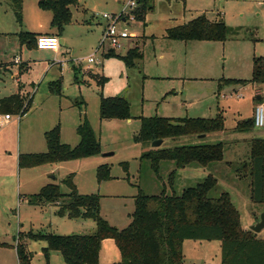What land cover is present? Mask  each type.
<instances>
[{
	"label": "rangeland",
	"instance_id": "1",
	"mask_svg": "<svg viewBox=\"0 0 264 264\" xmlns=\"http://www.w3.org/2000/svg\"><path fill=\"white\" fill-rule=\"evenodd\" d=\"M134 1L136 6L130 9V0H78L71 7L70 24L60 34L64 43L55 54L19 44L17 38L19 31L27 30L36 36L54 29L49 24V13L42 11L35 0H23L19 25L6 0H0V99L16 93L18 84L22 96L33 97L31 109L24 117L18 119L12 115L8 124L0 126V264H17L16 241L28 245L31 264L50 261L57 264L62 259L54 251L46 257L42 252L45 243L29 241L30 231L89 234L77 232L88 230L90 220L60 218L49 209L28 206L23 199L37 193L47 179L51 181L46 182L59 185L64 192L60 178L72 173L82 194H99L96 186L90 185V166L75 162L69 172L64 169L47 176L44 171L48 166L20 169L17 165L19 155L45 152L43 134L57 125L60 141L75 146L79 142L76 127L84 116L100 143L98 159L104 158L102 164H107L110 176L117 178L105 191L100 190L109 196L101 195V200L105 199L100 200V212L106 218L117 219L121 207L127 203L113 196L124 195L122 199H128L139 189L147 195L179 196L183 189L196 186L208 176L216 180L209 196L228 193L242 227L254 224L264 212V205L250 199L249 175L241 166L249 162L252 139L238 137L245 127L235 129L241 119L251 117L253 89L232 83L251 78L253 57H261L264 64V0ZM131 11L137 12V16H132ZM103 14L111 19H103ZM202 14L212 21L221 19L230 29L225 42H180L165 37L167 29ZM111 25L116 26L118 33L128 35L126 39L115 37L118 47L112 45L106 34ZM110 52L113 55L106 57ZM133 53H140L141 58L128 66L123 57ZM14 60H19L25 68L14 66L18 65L17 61L13 65ZM55 81L61 84L59 94L49 86ZM257 92L263 94L264 88ZM106 97L128 102L130 122L99 119L100 98ZM217 115L226 128H234L238 134L222 142L227 150L223 160L205 167L191 164L175 168L172 162H161L154 173L150 162L141 159L143 153L153 149L149 147L152 142H133L140 127L139 117L175 120L209 119ZM250 130L256 131L254 127ZM195 137L167 139L160 147L211 145L221 140L213 135ZM104 154L107 156L103 157ZM121 163L128 164L127 172ZM233 175L242 181L234 180ZM49 214L51 221L47 220ZM18 233H22L21 238H16ZM257 238L264 240V228ZM183 245L184 264H215L221 255L216 241H185ZM109 246L112 249L113 245ZM113 251L109 260L118 261L116 249Z\"/></svg>",
	"mask_w": 264,
	"mask_h": 264
},
{
	"label": "trees",
	"instance_id": "2",
	"mask_svg": "<svg viewBox=\"0 0 264 264\" xmlns=\"http://www.w3.org/2000/svg\"><path fill=\"white\" fill-rule=\"evenodd\" d=\"M16 22L21 25L23 0H6ZM78 0H39L38 7L51 15L50 26L60 36L63 28L72 20L71 7ZM132 16L137 12L131 11ZM139 16V15H138ZM230 29L222 20H209L204 14L191 21L166 30L165 37L180 42H218L227 40ZM18 39L29 47H36V38L31 33L19 32ZM113 53L106 54V57ZM141 54H127L123 57L128 66L140 59ZM234 84H264V64L261 57H253L251 78L245 81H232ZM51 90L60 93V81L51 83ZM28 104L18 95L0 99V114H24ZM100 120H128L129 104L119 97L100 98ZM139 131L133 138L138 144H150L155 140L176 139L193 135H206L221 132L223 119L183 118L168 119L163 117H139ZM246 132L253 127V119L238 122L235 129ZM79 142L71 147L60 141L58 125L44 132L46 151L41 153L19 155L18 168L29 169L43 165L57 164L98 156L101 147L93 129L86 120L76 127ZM225 145L221 142L211 145L159 147L142 154L141 159L150 162L154 173L159 170L161 162H172L175 168L191 164L207 166L223 160ZM250 178L249 195L254 203L264 205V139H253L250 147L249 162L241 164ZM127 172V163H121ZM237 174V170L233 169ZM173 174V172H172ZM97 183L111 180L107 164L99 165L95 171ZM67 192L60 186L49 183L32 195L24 197L30 207H43L45 204L56 206L57 217L90 220L95 225L91 234L56 235L52 233L30 231L29 241L44 242L42 252L47 257L49 252H58L65 264H101L100 249L104 240H112L119 252L117 264H182L184 241H216L220 244V264H264V240L244 230L239 213L228 193L218 197L209 196L216 180L208 176L194 187L183 189L182 193L166 195H147L140 189L133 197L134 210L129 224L123 229L111 226L100 214L99 194H79L72 174L62 181ZM18 233L16 238H21ZM15 238V241H16ZM15 252L17 264H30L31 254L27 245L16 241Z\"/></svg>",
	"mask_w": 264,
	"mask_h": 264
},
{
	"label": "crops",
	"instance_id": "3",
	"mask_svg": "<svg viewBox=\"0 0 264 264\" xmlns=\"http://www.w3.org/2000/svg\"><path fill=\"white\" fill-rule=\"evenodd\" d=\"M36 2H37V4H38V2H39V0H35ZM22 6H23V2H22ZM8 8V7H7ZM9 9V8H8ZM10 10V9H9ZM11 11V10H10ZM6 12V11H5ZM12 12V11H11ZM45 12V11H44ZM47 13H49V12H47ZM13 14V13H12ZM50 14V13H49ZM205 15V14H204ZM206 16V15H205ZM50 20H51V15H50V19H49V24H50ZM210 20V19H209ZM218 20H221V19H218ZM19 32H23V33H31L33 36H34V33H32V32H29V31H19ZM15 33H17V32H15ZM0 34H2V33H0ZM19 34V33H18ZM41 35H55L56 36V30L55 29H49V31H47V32H45V33H37L36 34V36H35V38L36 37H38V36H41ZM58 38H59V41H60V45H63V40L62 39H60V36H57ZM18 38V37H17ZM18 42H19V44H23V43H21L20 41H19V39H18ZM37 51H49V50H38L36 47H34ZM58 51H59V48H58V50L56 51V52H54V51H49V52H54L55 54H57L58 53ZM15 61H17L18 62V65H14V63H15ZM13 65L14 66H16V67H18V68H21V67H23L24 65H23V63H21L19 60H14L13 61ZM25 67H23V69H24ZM26 68H27V65H26ZM6 71H8V68H6ZM16 74H19V72L18 73H16ZM18 82V81H17ZM56 82V81H55ZM53 83V82H52ZM238 87H249V88H251V90L253 91V101H252V103H251V105H252V107H251V117H249V118H246V119H241L239 122H242V121H245V120H247V119H253V112H254V108H255V106L262 100V98H264V96L262 95V93H258L257 92V89H259V88H264V84H246V85H244V86H242V85H240V84H236ZM49 86H50V88H51V84H49ZM253 86H257L256 88L255 87H253ZM20 84H18V86H17V88H18V90H17V92L16 93H14V94H11V95H18L20 98H21V100H22V102H23V106H25V105H27L28 104V106H29V108H28V110L24 113V114H15L14 116H18L19 118L18 119H20L21 117H24L26 114H27V112L31 109V104H32V99H33V97H29V96H26V97H24V96H22L21 95V90H20ZM255 88V89H254ZM52 89V88H51ZM60 89H61V84H60ZM10 95V96H11ZM7 97H9V96H7ZM3 98H5V97H3ZM2 99V98H1ZM10 116H12V115H10ZM11 121V120H10ZM9 121V122H10ZM8 122V123H9ZM128 122H130L129 120H128ZM233 129L234 128H226L225 126H224V129L221 131V132H217V133H210V134H206V135H204V137H202V138H200L198 135H196V137L195 138H197V139H203V138H205L206 136H208V135H213L214 137H216V138H220L221 140H220V142L222 143V142H224V141H226V140H228V138H229V136H235V135H237L238 133L237 132H235V131H233ZM255 129V128H254ZM240 134V136H238V137H241V138H244V139H264V132H259L258 131V129H256V131H252V130H248V131H246V132H241V133H239ZM77 135V134H76ZM183 138V137H182ZM163 141V143L162 144H164V140H162ZM150 147V146H149ZM226 147V146H225ZM151 148V147H150ZM227 151V150H226ZM232 156L233 157H235L233 154H232ZM98 157L99 156H94V157H90V158H85V159H80V160H74V161H68V162H60V163H57V164H51V165H43V166H39V167H45V166H48V167H45L46 169H45V171H44V174L45 175H49L50 173L51 174H55V173H59V171H62V170H64V169H69V170H67L68 172L70 171V166H71V164H73V163H75V162H85V163H82V164H85V167H88V166H90L91 168H92V180L90 181V185L91 186H93L94 188H95V186H96V188H97V192L100 194V193H102V194H100V196L102 195V196H104L105 198H109V196L107 195V194H105V192L103 193V192H100V190H101V188H103V190L105 191V188H106V186L108 185V184H111L112 182H115L116 180L115 179H117V178H114V177H112V179L111 180H108V181H105V182H102V183H97V181H96V177H95V171H96V168L99 166V165H102V160L104 159V158H102V159H98ZM230 162V161H229ZM233 162H234V158H233ZM229 164H231V162L229 163ZM36 168H38V167H36ZM67 173V172H66ZM72 173V172H71ZM65 175H62L61 176V178H60V180L62 181L65 177H64ZM72 176H73V183H74V185H75V187H76V189H77V191H78V193L79 194H82L79 190H78V183H77V180H76V176L74 175V173H72ZM233 178H234V180H238V181H242V179H238L236 176H234L233 175ZM122 179V178H121ZM123 180H125L124 178H123ZM46 181H51V180H45L43 183H45V184H43V186H45V185H47V184H49L50 182H46ZM250 184V178H249V181H248V183H247V185H249ZM43 186H40L39 188H38V191L40 190V188H42ZM66 189V188H65ZM248 190L250 191V188H249V186H248ZM65 193L67 192V189L64 191ZM82 195H85V194H82ZM136 194L135 193H131L130 194V196H127L128 197V199H122V197H125L124 195H122V196H113L112 198H114L115 200H121V201H123L124 202V200H127L126 202V204H124L122 207H121V210H120V212H119V217L117 218V219H114V220H110L109 218H106L105 216H103V215H101L111 226H113V227H116L117 229H123V228H125L128 224H129V222H130V220H131V215H132V213H133V210H134V200H133V197L135 196ZM105 198H103L102 200H101V202L105 199ZM119 198H121V199H119ZM25 202V201H24ZM132 206H133V208H132ZM34 208H38V209H49L50 211H51V213H53V214H55V212H56V206L54 205V204H50V205H45V206H43V207H34ZM132 209V210H131ZM126 210V211H125ZM100 211H101V207H100ZM100 214H101V212H100ZM51 214H49V217H47V220L48 221H51ZM43 220H44V218H43ZM85 221H87V220H85ZM89 224V223H88ZM87 226H89V228H87L88 230H79V231H85V232H77V233H89V234H91V233H93L94 231H95V225H94V223L91 221V223L89 224V225H87ZM242 226V225H241ZM250 227V226H249ZM249 227H246V226H244V227H242L244 230H248V228ZM44 233H46V232H44ZM48 233V232H47ZM255 234V233H254ZM256 235V237L258 236V233H256L255 234ZM112 242V243H109V242ZM185 242V241H184ZM184 242H183V244H184ZM44 243V242H43ZM182 244V250H183V245ZM109 245H113V247H112V249H111V247L109 246ZM45 246H46V244H45ZM193 246H195V245H193ZM192 246V247H193ZM27 247H28V245H27ZM219 247H220V245H219ZM44 248V247H43ZM110 248V249H109ZM113 248H115L116 249V251H117V256L119 257V252H118V250H117V248H116V246H115V244H114V242L112 241V240H104L103 242H102V244H101V249H100V253H99V257H100V263L101 264H117L118 262H119V259H118V261H110L109 259V256H110V254H114L115 253V251H113ZM194 248V247H193ZM110 250V251H109ZM58 253V252H57ZM220 254H221V252H220ZM49 256V255H48ZM59 256H61L60 254H59ZM52 257V255L50 254V258ZM220 257H221V255L219 256V259H215V261H214V263L215 264H220ZM62 258V257H61ZM30 264H31V262H30ZM49 264H51V261H50V263ZM57 264H65L64 263V261H63V259H59L58 260V262H57ZM182 264H184V254H183V262H182Z\"/></svg>",
	"mask_w": 264,
	"mask_h": 264
},
{
	"label": "built area",
	"instance_id": "4",
	"mask_svg": "<svg viewBox=\"0 0 264 264\" xmlns=\"http://www.w3.org/2000/svg\"><path fill=\"white\" fill-rule=\"evenodd\" d=\"M135 6H136L135 1L130 0V2L128 3V7L130 9H133L135 8ZM102 18L105 20L111 19V17L106 14H103ZM106 34L111 39L112 45L116 47H118L117 43L115 42L116 38L126 39L128 37L126 32L118 33L116 30V26L114 25H111L108 27ZM35 45L38 50H49V51L56 52L59 48L60 41L57 37L40 36L36 38ZM90 62H93V60L90 59ZM262 95L264 96V93ZM10 120H11L10 115L8 114L0 115V126L8 124ZM253 127L255 129H264V100L263 98H262V101H260L254 108Z\"/></svg>",
	"mask_w": 264,
	"mask_h": 264
},
{
	"label": "water",
	"instance_id": "5",
	"mask_svg": "<svg viewBox=\"0 0 264 264\" xmlns=\"http://www.w3.org/2000/svg\"><path fill=\"white\" fill-rule=\"evenodd\" d=\"M200 138L204 137V135H198ZM162 140H155L151 143L150 147L153 149H157L162 145ZM107 154H104L103 157H106ZM53 178V177H52ZM264 228V212L260 216V219L256 221L254 224H252L248 230L253 233H259Z\"/></svg>",
	"mask_w": 264,
	"mask_h": 264
}]
</instances>
